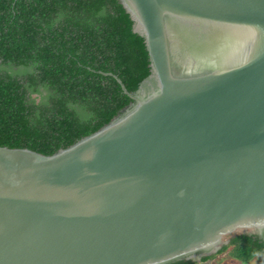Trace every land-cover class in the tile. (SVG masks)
Segmentation results:
<instances>
[{
    "label": "water",
    "instance_id": "95a60500",
    "mask_svg": "<svg viewBox=\"0 0 264 264\" xmlns=\"http://www.w3.org/2000/svg\"><path fill=\"white\" fill-rule=\"evenodd\" d=\"M150 74L98 131L0 147V264L199 263L264 242V0H119Z\"/></svg>",
    "mask_w": 264,
    "mask_h": 264
},
{
    "label": "trees",
    "instance_id": "16d2710c",
    "mask_svg": "<svg viewBox=\"0 0 264 264\" xmlns=\"http://www.w3.org/2000/svg\"><path fill=\"white\" fill-rule=\"evenodd\" d=\"M132 26L119 0H0V147L53 155L115 118L132 102L115 77L132 93L150 74ZM224 252L264 264L255 237Z\"/></svg>",
    "mask_w": 264,
    "mask_h": 264
},
{
    "label": "rangeland",
    "instance_id": "374dc122",
    "mask_svg": "<svg viewBox=\"0 0 264 264\" xmlns=\"http://www.w3.org/2000/svg\"><path fill=\"white\" fill-rule=\"evenodd\" d=\"M257 259H259L257 257ZM211 263L214 264H241L239 261L232 258L228 252H224L222 254L217 255L216 259L211 261Z\"/></svg>",
    "mask_w": 264,
    "mask_h": 264
},
{
    "label": "flooded vegetation",
    "instance_id": "af4514ba",
    "mask_svg": "<svg viewBox=\"0 0 264 264\" xmlns=\"http://www.w3.org/2000/svg\"><path fill=\"white\" fill-rule=\"evenodd\" d=\"M219 255V254H217ZM217 255H214L212 258H210L209 260H205V261H201L199 263H196V264H214V263H211V261H213L214 259H216Z\"/></svg>",
    "mask_w": 264,
    "mask_h": 264
}]
</instances>
